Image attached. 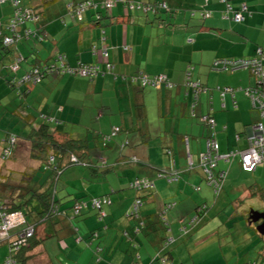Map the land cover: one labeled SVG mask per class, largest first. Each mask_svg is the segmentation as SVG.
<instances>
[{
  "label": "crops",
  "instance_id": "1",
  "mask_svg": "<svg viewBox=\"0 0 264 264\" xmlns=\"http://www.w3.org/2000/svg\"><path fill=\"white\" fill-rule=\"evenodd\" d=\"M8 1L0 0L2 21H6L12 12L13 7ZM23 1L24 4H31V7L39 6L40 11L47 3V0ZM137 1L145 4L157 0ZM229 1L232 10L242 3L246 5L248 12L242 23H233L229 8L218 0H166L169 8L174 11L170 21L176 24L170 29H164V26L160 29L144 26L138 16L134 13V16L131 15L120 5L99 24L92 22L91 16L86 17L85 23L77 24L64 10L49 12L45 10L48 5L44 6L45 38L38 48L39 51L34 49V57L38 59V54L40 57L38 62L45 56L46 61L62 54L71 66L77 63L101 65L109 62L115 74L105 75L92 82L82 77L47 78L39 88L30 86L22 98L16 94L10 97L8 93L12 91L0 81V117H3L1 123H15V126L22 129L16 132L19 136L16 151L8 159L12 160L11 167L17 164V154L23 155L27 150L29 156L28 143L21 140L27 134H23L22 131L26 129L21 122L34 116L28 100L36 93L42 95L43 89L50 90L47 94L52 99L47 98V94L35 97L38 114L45 117L42 119L38 116L41 123L44 120L50 123L53 121L55 129L66 133L72 131L69 132L72 138L83 139L82 134L74 128H79V131H93L89 125L90 119L98 122L107 113L109 118L103 123L106 130L102 134L114 126L122 129V133L108 148L109 157L117 154L118 158L117 145L126 139L130 145L122 156L125 159L135 157L140 164H125L120 159H112L111 165L114 166L103 176L102 182L98 183L102 186L100 190L94 192L88 187L86 195H81L84 199L99 196L110 198L111 204L104 208L106 217L103 220H98L97 212L91 210L73 218L68 208L61 207L62 204L58 208L66 213L61 219L55 223H39L36 234L43 242L35 250L34 259L28 264H148L160 252L162 238L166 234L157 214L167 203H175L165 215L171 226L170 234L168 233L173 239L171 247L175 246L174 249L178 251L181 244L185 245L190 264H249L259 260L264 236L260 238L253 224L246 223L248 228L242 236L233 234L234 230L228 228L230 238L220 245V238L215 230L218 228L213 225V217L218 214L229 194L241 190L242 195L237 196L236 201L243 197L264 199V182L261 179L250 182L241 180L242 175L252 174L257 177L264 170V162L257 165L253 172L247 173L241 169L238 155L229 162L223 159V156L233 151L240 152L248 148L255 123H261L264 129V119L254 112L247 94L243 90L232 91L253 88L255 81L250 73L245 69L230 71L223 68L224 61L252 58L257 48L264 49V0ZM203 9L209 13V18L200 16ZM59 15L61 20L54 18ZM92 46L96 48V54H92ZM19 50L26 53L25 47L19 46ZM102 50L107 52V59H103ZM12 57V53L6 58L0 57V71L4 70ZM31 65L33 63L28 61L22 68L26 71ZM189 67L192 69L191 81L200 83L204 88L200 89L202 92L197 97L195 89L185 78ZM138 71L148 75H166L174 88L142 90L119 79ZM217 88H232V92H226L221 98ZM109 91L115 98L104 101L103 95ZM97 93L100 94L99 97L96 96ZM206 114L214 119L215 140L219 146L220 159L212 172L225 173L222 192L217 197L205 184L206 175L199 160L206 150L205 139L209 133L201 122V116ZM75 118L79 124L74 125ZM36 121V118L32 120L34 126L37 125ZM6 127L1 132V147L5 133L10 130ZM164 133L163 139H169L148 143L147 135L161 137ZM132 134L135 137L130 139ZM170 136H174L173 139ZM191 150L197 156V163L194 162ZM99 159L109 161L106 152L95 163ZM171 160L175 161V166H172ZM0 161H3L1 156ZM154 168L167 171L175 168L181 179L178 183L167 184L155 177ZM3 170L6 171V167L0 166L1 184L4 179L15 176L12 171L2 173ZM137 177L151 179L154 189L139 194L133 191L130 183ZM32 178L33 176L29 181ZM62 193L61 199L68 201L70 198ZM4 194L1 193L0 198H6L7 194ZM138 197L143 201L141 221L146 226L135 236L132 229L136 223L127 221L124 215ZM202 204L208 207V218L196 226H193V222L194 224L185 227L188 234H180V223L188 221L195 208ZM27 220L30 222L28 218ZM242 229L243 227H239V230ZM94 232L98 233L99 239L91 241V245L87 246L89 236ZM78 236L83 241L76 242ZM192 242L195 247L189 246ZM95 246L102 248V252L97 253L98 256L92 250ZM6 255L7 244L0 242V264ZM170 261L174 262L172 255Z\"/></svg>",
  "mask_w": 264,
  "mask_h": 264
},
{
  "label": "trees",
  "instance_id": "2",
  "mask_svg": "<svg viewBox=\"0 0 264 264\" xmlns=\"http://www.w3.org/2000/svg\"><path fill=\"white\" fill-rule=\"evenodd\" d=\"M59 0H47V3L43 5L42 11L39 10V6L31 7L30 5L24 4L23 0H9L8 2L12 5V12L8 19L6 21L0 20V57L6 58L9 56L10 53L13 54L12 59L10 60L9 64H7L3 69V71H0V81L8 88V90L14 92L16 95H18L19 98H22V96L27 92V89L30 86H37L38 84H41L44 82L47 78H58V77H82L77 74H67L63 73V71L67 68H78L80 66L83 67H95L97 68L96 72H93V74L88 75L86 77H82L87 79L89 82H92L96 80L97 78L104 77L105 75H113L114 68L111 63L106 62L104 64L98 65V64H84V63H77L76 65L71 66L67 63L66 57L62 54H57L56 56L52 57L51 59H43L41 62H38L40 57L38 54V59L34 57V49L39 51L38 48L40 44L43 42L44 38L43 35L45 34L44 31V16L43 12H46L45 10L51 12L54 11V7L56 3ZM219 1V0H218ZM220 2V1H219ZM111 3V8L106 10L105 4ZM226 7V3H222ZM244 4V3H242ZM34 5V4H33ZM48 5V7L46 6ZM123 7L125 11L135 16H138L139 19H141L142 25L144 26H154L155 28L160 29L161 26H164L165 29H170L171 27L174 28L176 24L174 22H171V18L174 14L173 9L169 8L168 3L166 0H157L152 3H142L137 0H71L67 4H65L66 9V15L73 19L74 22L77 24H83L85 23L86 17L91 16L92 22H95L96 24H99L102 20H104L106 17H108V14L117 6ZM228 5H231V1L228 0ZM44 6L46 7L44 10ZM232 6V5H231ZM241 5L239 7L233 9V11H238ZM206 10L203 9L202 12H200V16L203 18H209V13L205 12ZM248 11L245 12V14ZM79 13V15H78ZM133 15V16H134ZM194 15V14H192ZM62 17H60L61 19ZM34 19V20H32ZM243 22V21H242ZM240 22V23H242ZM234 23V22H233ZM239 24V23H236ZM13 25V26H12ZM12 26V27H11ZM153 28V27H152ZM162 28V27H161ZM103 32V31H102ZM12 38L13 42L10 45H7L4 43L5 39ZM19 46L24 48L25 47V54L19 50ZM92 54H96V48L94 46L91 47ZM107 53V52H106ZM21 57V61L18 63V69L16 71L12 70V65L15 64V62L18 61V59ZM103 59H107V56L102 55ZM33 58V61H30L29 59ZM58 58H61L62 61L58 60ZM28 61L32 62L33 65H31L29 68L30 70L28 72H24L22 69V66L26 64ZM253 62L254 64H259L260 70L262 73H264V49L257 48L255 50V54L252 58L247 59H236V60H230L229 62L233 64L232 70H238V69H245L247 70L252 78L255 81V85L253 88H239V89H232L234 90H243V92H249L254 97H258V93L256 90L261 88V85L264 84V77L258 78L251 74L250 69L248 67H241L242 62ZM35 62V63H34ZM62 63V64H61ZM109 65L110 69H107L106 66ZM191 68L189 67L186 70L185 78L188 81V84L191 85L195 89V96L197 97V94L199 92H202L200 89H204L200 83H194L191 81ZM231 71V69H229ZM37 71L38 75L40 77V81L38 83H33L32 79L29 82H23L22 77L24 75L32 74L33 72ZM52 71V72H51ZM23 72V73H22ZM147 76L149 79L153 80V85L148 84L145 86H141L139 83L140 78ZM164 77V80L159 79L158 77ZM117 78V77H116ZM118 79V78H117ZM122 80V82H125L128 85L136 86L139 89L145 90V89H165L170 90L174 88V84L170 81V79L166 75H148L142 71H138L137 73H134L130 76H122L119 78ZM261 83V84H260ZM226 88H217L216 91L218 92L219 96L222 98L224 97ZM231 91L230 88H227ZM260 92V91H259ZM250 94V95H251ZM250 98V97H249ZM251 100V99H250ZM252 102V100H251ZM253 110L260 118L259 111L257 108V104H253ZM207 116L208 118L213 119L209 114L203 115ZM201 116V117H203ZM43 115L40 116V118L43 119ZM34 117H28L25 118L24 122H21L25 129L26 127H29V131L27 132L26 136L21 138L22 141L28 143V153L30 160L38 163V168L34 170L33 178L31 181H28L25 186L26 191H24L22 186L19 188H13L11 178L4 179L1 184L0 182V194L6 195V199L0 198V214H14V213H21L24 222L20 225L15 226L14 228L7 231L6 236L3 238H0V242H5L7 244V255L5 256L3 262L1 264H5V262L10 259L13 260L15 264H28V262L32 259H34L35 250L42 244L43 239L37 238L36 230L39 223H46L51 222L55 223L57 220L61 219L63 214H65V211L59 210V206L63 208H68L70 213V216L73 218L81 216L85 211L91 210L97 212L98 220H103L104 217H106V213L104 211V208L107 205L111 204V200L108 196H99L94 198H81L82 194H76L71 192L69 193L67 190L64 191L66 198H70L68 201H65L64 198L59 199L56 197V185L58 182V177L61 174L63 170L66 168L72 167V166H82L85 169L88 170L89 176H95L103 178V176H106L108 171H111L112 167L114 165H109L105 160L99 159L98 162L95 163L93 161V156L91 154V146L89 142V134L87 136L84 135L83 139H74L71 137L70 133H66L61 130L55 129L53 121L47 122L43 121V123L37 124L34 126V122L32 120ZM45 118V117H44ZM28 119V121L26 120ZM30 119V120H29ZM214 120V119H213ZM258 123V122H257ZM256 124V123H255ZM52 125V126H51ZM203 126H205L202 123ZM254 125V124H253ZM117 127L119 129V132L114 135V137L107 139L111 135V131L113 128ZM208 130V135L206 136L205 143H207L208 139H214L215 140V124L214 127L205 126ZM13 130H9L5 133L4 138L2 140V147H1V159L7 160L10 159L13 151L15 152L18 138L19 136L17 134H14L11 132ZM122 133V129L118 126H114L108 131L107 133H101L97 137L93 136L91 139H93V142H97V147L99 149H108L110 145L115 141V139ZM14 139L15 142L11 144V139ZM217 143V142H216ZM130 145V142L128 140H123L121 143H118V160L120 162H124L125 164H136L139 165L140 162L136 160L135 157H131L129 159H125L124 156H122L124 150ZM217 155H219V146L217 144ZM10 152L9 157H2L3 156V150L7 149ZM245 151V150H244ZM238 152V151H233ZM242 152V151H240ZM206 150L200 155L199 160L200 163L202 162V156L205 155ZM117 160V161H118ZM172 166H175V161L171 160ZM217 164V160L215 161V167ZM214 167V168H215ZM241 167V165H240ZM242 169V168H241ZM214 170V169H213ZM243 170V169H242ZM155 171V177L157 179H162L166 181L167 184H175L178 183L181 179V176L179 172L172 168L171 170H162V169H156ZM219 171L218 173H220ZM245 172V171H244ZM217 173V174H218ZM251 173V172H249ZM214 173V175H217ZM205 175V174H204ZM27 176V175H26ZM13 177V176H12ZM206 178V176H204ZM205 180V184L210 187L207 184V180ZM146 180L149 183L148 188H136L134 186V183L136 181L140 180ZM2 180V178H1ZM22 185L23 182H26L24 179L21 180ZM24 186V185H23ZM130 188L133 189L136 193H143V192H150L154 189V183L151 179L147 177H137L130 183ZM194 190H196L195 187H193ZM223 183L221 186L220 191L217 194H214L212 187L210 189L212 190L215 197L220 195L222 192ZM18 189V190H17ZM198 189V188H197ZM18 192V195H15ZM79 193L81 191H78ZM256 191H254V195H256ZM14 196H17V198H13ZM261 196V194H260ZM264 198V197H262ZM20 199V200H18ZM64 199V200H63ZM92 200H99L101 203L100 209H96L92 207ZM135 201H139L141 203V206L137 210V218H134L131 216L130 212L132 211L133 205ZM135 201H133L132 206L130 210L124 215L125 219L130 222H135L136 225L133 227V234L135 236H138L144 227V223L141 221V209L143 207V201L140 197L136 198ZM82 204L84 205L80 211L75 214V206ZM175 206V203H167L163 205L162 209L158 212V216L161 219L162 227L164 232L166 233L165 236L162 238L161 243V249L160 252L148 263V264H173L170 261L171 253L170 248L173 243V239L170 238L169 234L171 231V226L166 220V214L169 210H171ZM207 209L208 207L205 204L199 205L194 210V215L183 224L180 223V234H188L186 232V228L188 225H192L194 223H191L193 219H195V224L193 226H196L200 222H204L207 217ZM101 213L104 214V216H101ZM66 216V215H65ZM69 216V217H70ZM249 213L246 215L247 223L248 221ZM27 218L30 220V222L27 220ZM191 223V224H190ZM141 224V225H140ZM255 227L258 225V223L253 224ZM186 227V228H185ZM139 228V231L137 232L136 229ZM32 229V234L30 237L25 238V240L22 241V239L19 238L20 234L25 233L26 230ZM169 233V234H168ZM126 235V232L124 233ZM262 238V236H260ZM99 239L98 233L94 232L89 236V241H87V246L91 245V241H97ZM21 241V243H20ZM83 239L81 237H76V242H81ZM16 242V245L14 243ZM93 252L98 256L97 253L102 252V248L99 246H95L93 249ZM259 260L250 262L249 264H264V246L261 248L259 252ZM133 264H138L134 262Z\"/></svg>",
  "mask_w": 264,
  "mask_h": 264
},
{
  "label": "rangeland",
  "instance_id": "3",
  "mask_svg": "<svg viewBox=\"0 0 264 264\" xmlns=\"http://www.w3.org/2000/svg\"><path fill=\"white\" fill-rule=\"evenodd\" d=\"M71 0H59L54 9L55 10H64L66 12L65 9V4H67L68 2H70ZM61 15H59L58 17H54L58 20L60 19ZM53 18V19H54ZM165 29V27H163ZM154 36V33H152V38ZM160 40V39H159ZM161 43V40H160ZM46 56L43 58L45 59ZM30 61H33V58L29 59ZM24 71V69H22ZM30 69H27L24 72H28ZM23 73V72H22ZM40 84H38V88L41 87L39 86ZM47 91L49 92L50 90L47 89ZM45 89H43V93L42 95H38L37 93L32 97H29L28 100V106L31 110L32 115H34L33 117L37 119V123L36 124H40L41 121H39L38 116H40L38 114L37 108L35 107V97L38 96H45L48 92ZM149 90H146V92ZM15 93L14 92H10V94L8 93V95H10V97H13ZM47 98L52 99V97H50L49 94H47ZM97 97L100 96L99 93L96 94ZM109 98H115V95L113 93L107 92L105 95H103V99L104 101H107ZM44 114L47 115V113L44 111ZM104 117L102 120L98 119V122H94L92 119H90V123L89 125L91 126L93 131H79V128H74L75 131H78L80 134H82V136L89 134V142L90 146H91V154L93 156V161H96L97 158H100L101 156H103L104 152H106V157L109 158V161H107L108 166L113 164L112 159L115 160V158H117V154H113L111 156V158L109 157L108 153L109 150L108 149H99L97 147V141L93 142V139H91V137L95 136L97 137L99 134H101L102 132H105L106 128L103 126L104 121H106L109 118V115H106L107 113H104ZM1 118H3L2 116L0 117V139H1V132L4 128V126L6 128H9L11 130H14L13 133L16 134V132L21 131L22 129L20 127H18L17 125L15 126V123H10L8 125H4L3 123H1ZM76 121H74V125L75 124H79V121H77V118H75ZM4 122H6V119H4ZM183 122V121H182ZM52 126V125H51ZM29 127H26L25 131H22L23 134H26L29 131ZM72 132V131H69ZM108 132V131H106ZM150 135V134H149ZM147 135V139H148V143L150 144H154V143H159L160 141L163 140H167L169 139V137H165L163 139V136L165 135V133L163 135H161V137H156L154 135ZM135 136L132 134L130 135V139H133ZM174 136H170V138L173 139ZM118 138V137H117ZM116 138V139H117ZM115 139V140H116ZM163 139V140H162ZM1 147V146H0ZM191 149H193V141L191 139ZM16 151V150H15ZM191 154L194 156V162L197 163V156L196 154L191 150ZM1 155V152H0ZM19 157L16 158L17 164H14V166L11 167L12 165V160H3L0 161V166H4L6 167V171L3 170L2 173H7L9 171H12L13 177H11V182H12V187L13 188H22L24 191H26L27 189H25V186L27 185L26 183L29 181V178L33 176L34 170H36L38 168V163L34 162L32 160L29 159V156L27 154V150H25V152L20 154H17ZM16 155V156H17ZM15 156V155H14ZM20 158V159H19ZM27 165V166H26ZM10 166V168H9ZM22 166H26L25 168ZM30 166V167H29ZM22 171L23 174H22ZM22 174V175H21ZM27 175V176H26ZM89 172L87 169H85L82 166H72L69 168H66L65 170H63L61 172V174L58 177V182L56 185V197L61 199L60 195L62 192L64 191H68L69 193L73 192L76 194H82V195H86V189H88V187H91V191L97 192L99 191L100 187L98 183L102 182V178L100 177H95L89 176ZM111 176V175H110ZM243 177L241 178V180H245V182H250V181H254L256 179H261L264 182V170L257 176L254 177L252 176V174L250 175H242ZM80 178H84L83 180ZM108 178V177H107ZM22 179H24L26 182H23L22 185ZM1 180V178H0ZM98 181V182H97ZM18 190V189H17ZM78 191H81L80 193ZM242 195V191L240 190L229 194L227 196V199L225 201H223V205H221L220 211L217 212L218 214L216 216L213 217V219H215V221L213 222V225L215 226V228L217 227L220 231H218V238H220V244H224L229 238H230V234H228V230H234L233 234H236L238 236H242L244 234V231H246V229L248 228V226L246 225V215L250 212V211H256V212H264V199L260 200L258 198H252V199H248L246 197L240 198L238 201H236L237 196H241ZM194 215V214H193ZM210 219V220H213ZM104 224V223H102ZM173 224V223H172ZM239 227H243L242 230H239ZM179 233L181 232L180 228L178 229ZM178 233V234H179ZM184 239V238H182ZM217 239V238H215ZM241 239V238H240ZM189 246L195 247L196 245L194 244V242L190 243ZM175 246H172L170 248V253L173 256L174 262L173 264H190L191 260L189 259L188 253L186 252V248L185 245L181 244V246L178 248V251H176L174 249ZM197 248L199 249V247L197 246Z\"/></svg>",
  "mask_w": 264,
  "mask_h": 264
},
{
  "label": "built area",
  "instance_id": "4",
  "mask_svg": "<svg viewBox=\"0 0 264 264\" xmlns=\"http://www.w3.org/2000/svg\"><path fill=\"white\" fill-rule=\"evenodd\" d=\"M221 3H226L227 7L229 8V12L232 15L231 16V20L234 23H240L242 21H244V15L245 12L247 11V7L245 4H241L240 8L238 11H233L230 6L228 5V0H219ZM13 3V0H12ZM16 3V2H15ZM13 3V4H15ZM105 9L108 10L111 8V3H106L105 4ZM79 15V13H78ZM34 20V19H32ZM13 26V25H12ZM11 26V27H12ZM13 39L12 38H7L5 39L4 43L7 45L12 44ZM102 55L107 56V53L105 50H102ZM58 60L62 61L61 58H58ZM21 61V57L18 59L17 62H15L14 65H12V70L16 71L18 69V63ZM62 64V63H61ZM242 64L241 67H248V69H250L251 74L254 75L255 77L258 78H262L264 77V73H262V71L260 70V66L259 64H254L253 62H242L240 63ZM107 69H110V66L107 65L106 66ZM223 68L224 69H232L233 68V64L230 63L229 61H224L223 62ZM97 68L95 67H76V68H67L63 71V73H67V74H77L80 75L82 77H86L88 75L93 74V72H96ZM52 72V71H51ZM159 79L164 80V77L160 76L158 77ZM32 79L33 83H38L40 81V77L38 75V72L35 71L32 74L29 75H24L22 77V81L23 82H29ZM263 79V78H262ZM153 80L149 79L147 76L140 78L139 83L141 86H145L148 84L153 85ZM261 84V83H260ZM258 93V97H254L251 93L246 92L247 96L250 97V99L252 100L253 104H257V108L259 111V115L261 117H264V84L261 85V88L256 90ZM260 91V92H259ZM226 92H230L229 89H225L224 91ZM251 94V95H250ZM201 122L205 125V126H209V127H214V120L211 118H208L207 116H203L201 117ZM252 130V136L250 138L249 141V146L245 151L242 152H234V153H230L227 154L225 156H223V159L226 162H229L232 158H234L235 156H239L240 158V165L241 168L243 169V171L249 173V172H253L257 165H259L260 163L264 162V129L261 123H256L253 127ZM119 132V129L117 127L113 128L111 131V135L107 138L110 139L112 137H114V135H116ZM11 144H13L15 142V140L12 138L11 140ZM217 143L214 141V139H208L207 143H206V153L205 155L202 156L201 159V166L203 169L204 174L206 175V180H207V184L212 187L214 194H217L222 186V183L224 181L225 178V173L224 172H220L217 175L213 174V169L215 167V161L220 159L219 155H217ZM3 156L2 157H9L10 156V152L7 149L3 150ZM134 186L136 188H148L149 187V183L146 180H140V181H136L134 183ZM92 207L96 208V209H100V201L99 200H92ZM84 205L79 204L76 205L74 210H75V214H77L80 209L83 207ZM141 206V203L139 201H135L132 211L130 212L131 216H133L134 218H137V210L138 208ZM101 216L103 217L104 214L101 213ZM195 221V219H193L191 221V223H193ZM24 222L23 217L21 215V213H14V214H9V215H5V214H0V238H3L6 236L7 231H9L10 229L14 228L17 225H20ZM190 223V224H191ZM141 225V224H140ZM136 231H139V228L136 229ZM32 234V229L26 230L25 233L20 234L19 238L23 240H25V238L30 237ZM21 243V241H20ZM14 245H16V242L14 243ZM5 264H15L13 260L8 259Z\"/></svg>",
  "mask_w": 264,
  "mask_h": 264
},
{
  "label": "water",
  "instance_id": "5",
  "mask_svg": "<svg viewBox=\"0 0 264 264\" xmlns=\"http://www.w3.org/2000/svg\"><path fill=\"white\" fill-rule=\"evenodd\" d=\"M248 221L250 224L258 223L256 231L260 236H264V212L250 211Z\"/></svg>",
  "mask_w": 264,
  "mask_h": 264
},
{
  "label": "flooded vegetation",
  "instance_id": "6",
  "mask_svg": "<svg viewBox=\"0 0 264 264\" xmlns=\"http://www.w3.org/2000/svg\"><path fill=\"white\" fill-rule=\"evenodd\" d=\"M260 223V222H259Z\"/></svg>",
  "mask_w": 264,
  "mask_h": 264
}]
</instances>
